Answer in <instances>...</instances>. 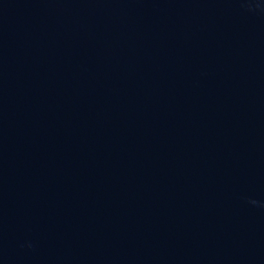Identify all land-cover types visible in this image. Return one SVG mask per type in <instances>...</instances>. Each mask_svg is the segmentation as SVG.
I'll return each mask as SVG.
<instances>
[{"label": "water", "instance_id": "obj_1", "mask_svg": "<svg viewBox=\"0 0 264 264\" xmlns=\"http://www.w3.org/2000/svg\"><path fill=\"white\" fill-rule=\"evenodd\" d=\"M0 264H264V0H0Z\"/></svg>", "mask_w": 264, "mask_h": 264}]
</instances>
